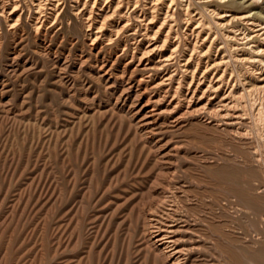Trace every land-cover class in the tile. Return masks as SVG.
<instances>
[{"label": "rangeland", "instance_id": "obj_1", "mask_svg": "<svg viewBox=\"0 0 264 264\" xmlns=\"http://www.w3.org/2000/svg\"><path fill=\"white\" fill-rule=\"evenodd\" d=\"M66 2L47 32L27 15L21 32L0 27V264H165L145 233L163 204L193 225L197 264H264L263 98L245 141L146 125L148 95L114 80L126 60L94 69L99 47ZM245 9L264 20V2Z\"/></svg>", "mask_w": 264, "mask_h": 264}, {"label": "bare ground", "instance_id": "obj_2", "mask_svg": "<svg viewBox=\"0 0 264 264\" xmlns=\"http://www.w3.org/2000/svg\"><path fill=\"white\" fill-rule=\"evenodd\" d=\"M69 1L72 16L85 29L89 50L99 47L93 68L113 74L114 64L125 59L114 80L128 85L126 95L132 87L138 99L148 95L138 109L150 107L143 115L146 125H153V118L175 128L196 122L245 141L252 127L247 105L254 97L263 98L260 104H250L254 121L264 114V20L258 11L245 9L264 0H246L247 6L230 0ZM66 3L0 0V27L4 24L10 34L21 32L20 22L27 15L34 34L47 32L62 23ZM112 55L115 60L109 66ZM232 65L241 74L235 75ZM252 157L260 162L262 154L255 151ZM175 206L163 204L149 215L148 241L165 264H197L191 258L199 247L186 238L195 230Z\"/></svg>", "mask_w": 264, "mask_h": 264}]
</instances>
